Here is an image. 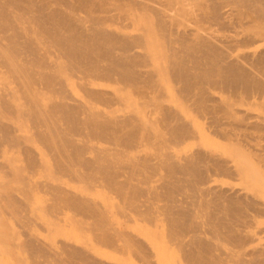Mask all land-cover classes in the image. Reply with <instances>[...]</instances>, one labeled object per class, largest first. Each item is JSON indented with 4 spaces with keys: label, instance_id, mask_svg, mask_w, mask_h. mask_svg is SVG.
I'll list each match as a JSON object with an SVG mask.
<instances>
[{
    "label": "bare ground",
    "instance_id": "bare-ground-1",
    "mask_svg": "<svg viewBox=\"0 0 264 264\" xmlns=\"http://www.w3.org/2000/svg\"><path fill=\"white\" fill-rule=\"evenodd\" d=\"M201 1L0 0V78L6 74L4 79L7 81L9 77L16 84L13 88L14 85H11L9 79L12 87L6 85L8 83L4 82V79L3 83L0 82V109L6 119L0 117V145L10 144L11 147L15 146L14 148L21 146L22 153L17 148V152L21 153L19 157L23 156L27 166L34 169L39 166L36 157L39 149L31 145L34 138L48 150L56 170L66 173L71 171L73 165H79L78 170L79 167L83 169L81 173L91 169L95 174L90 176L82 173V178L92 182L97 180V177L100 178L116 192L126 196L124 200L130 198L129 202L132 198L134 202L135 196L144 195L145 191L140 185L124 177L119 167L123 168V172L126 168L135 171L134 177L137 170L139 173L143 170L146 172L141 173L153 175L162 168L166 174H158L161 177L157 179V184L150 186L149 183L150 187L145 188L148 195H151L147 200L144 198L146 204L142 202L144 207L141 208L140 214L149 218L157 213L164 215L169 223L167 229L171 239H177L172 241L178 242L179 246L176 247L181 249L179 251L185 254L188 261L196 264H216L215 260L218 261L221 256L219 259L217 255V259L211 258L215 254L209 253L212 251L210 244L197 236L196 232L200 228L196 226L198 223L193 222L194 211L189 209V206L197 203L196 205L204 210L212 208L208 211L209 220L212 222L216 218L220 224L223 223L221 225L227 228L228 234L225 238L234 241L238 247H244L250 241L257 240L258 236L264 233V225L256 223L255 218L264 211V202L263 199V203L260 201L257 189H252L250 185L248 188L238 189L213 183V176L218 173L241 178L240 175L244 172L243 162L233 155L223 156V153L199 148L181 157L172 153L166 154L163 148L164 155L156 153L157 156H152V152L150 155L148 152L144 157H135L137 154H134L132 162L126 163L125 160L124 163L118 162L119 164L112 160L120 147L134 152L138 151L137 147H142L145 141L150 142L152 147H162L167 142H184L192 137V133L195 134L178 107L166 102L164 98L167 87L163 86L161 78L165 72L172 78L169 87L171 92L179 94L184 101L181 105H191V108L208 116L211 121H207L209 125L219 132L226 126L222 131L223 135L239 145L243 144L241 140L245 141L246 151L256 163L264 166V0H231L235 2L236 10L238 9V13L233 14L238 16H232L233 18L230 16L234 11L231 12L230 6L225 5L227 0L205 1L207 3ZM195 8L204 13V17L198 16L199 19L208 18L218 23L212 21V26L214 23L216 27L219 25L220 28H231L230 25H234L231 20L237 17L239 21H235L239 23H236L234 30L237 27L236 30L240 29L239 26H242V29L237 33L236 30L231 31L230 33L235 32L233 36L214 41L213 38L220 39L221 36H216L215 33V37H212L210 30L206 32V29L204 33L209 35H204L203 31L199 30L203 25L197 28V25H201L194 21L196 26L191 27V11ZM212 30L215 31L213 28ZM155 53L161 58L162 64L151 66L148 61ZM67 70L81 75L78 87L82 88L84 98L76 97L75 94L73 96L69 92L66 74L63 75ZM99 78L104 81L115 79L137 90L143 95V99L145 98L148 110L151 106L150 110L156 113L164 131L159 133L158 130H150L151 128L147 127L150 124H146L147 121L143 123L144 120H140L133 111L135 115L128 113L130 110L120 114L112 112L115 111L113 109L108 110L107 108L113 106V102L115 106L122 100L123 95L95 83ZM43 90L48 91L50 97L42 96ZM13 93H20V98L24 101L21 100L17 104L11 102ZM223 94L231 95L232 98L244 96L246 101L257 100L262 103L263 113L256 114L249 106L233 107L232 98ZM97 103L107 107H96L94 104ZM12 114L25 120L31 137L27 133L16 132V124L6 117H11ZM92 139L98 143L95 141L97 144H91ZM74 162L76 164H73ZM73 171L68 173L72 174ZM75 171L77 175L78 172ZM81 173L79 171L78 174ZM129 174L127 173L128 177ZM148 175L145 176L146 180L151 177ZM62 187L52 184L47 187L54 204L65 203L75 207L78 212H90L95 219L100 218L97 219L99 222H96L102 224L100 211L98 212L90 200L76 197L77 195L74 196L68 190L65 191L66 187H63L65 190ZM219 210L228 216L218 215ZM219 222L212 223L215 230L218 229L216 225L219 226ZM103 226L105 227L104 223ZM101 227L100 233L104 228ZM104 231L101 234L102 239L107 244L114 243L112 237L119 233H115L116 236L109 233L111 237ZM185 236L188 239L184 240ZM126 237L127 239H124L127 243L144 258L149 256L151 248L145 242L129 234ZM29 246L31 249L32 245ZM251 248L243 250V254L234 260L235 264H264V247ZM78 252L80 251H72L73 254Z\"/></svg>",
    "mask_w": 264,
    "mask_h": 264
},
{
    "label": "rangeland",
    "instance_id": "rangeland-1",
    "mask_svg": "<svg viewBox=\"0 0 264 264\" xmlns=\"http://www.w3.org/2000/svg\"><path fill=\"white\" fill-rule=\"evenodd\" d=\"M205 1H208V0H204L202 3H204ZM205 3H207V2H205ZM225 5L230 6L229 8L232 10L231 12L234 11L232 13V15L230 16L231 18H233L234 16H238V15H233V14L238 13V11H237L238 9L236 10L237 6L235 5V2H232L231 0H229V1L227 0L225 2ZM195 9H197V8H195ZM195 9L194 10L192 9V11H191L192 13L194 12L193 14L191 13V16H190V18H192V19H190L191 20L190 22H192L190 24L191 27H195L196 24H200V25L202 24L204 28L202 27V25L201 26L197 25L196 27L197 28L202 27V29H199V30L201 32L203 31L202 33L204 35L208 34V33H204V29H206L207 30L206 32H208V30H210L209 32L212 33V34H210L212 37L213 36L215 37V33H217L216 36H221V37H219L220 39H218V37L213 38L214 41L221 40V38H224L225 36L226 37H228L229 35L233 36V33H235V32L237 33V31L239 32L242 29V26L240 27L239 25H237V26H239L240 29L236 30L238 28L237 27V28H235L236 31L234 30V27H236V23H239V22L235 21L237 19V17L234 18V20L233 19L231 20L229 18L231 21H234V25H230L231 28L227 27V25H226L227 29L224 28V26H222L220 28L219 25H217V27H216L215 24H218V23L214 22L213 20H210V19L208 20V18H206V19L200 18L201 19L200 20L199 17H204L203 16L204 13H202V10L200 11L198 9L195 12ZM200 13H202V16ZM198 19H199V21H198ZM244 20H246V18H244ZM202 21H203V23H202ZM212 21L215 23V24L213 23V26H212V24H210V22H212ZM209 26L211 27V29ZM212 28L215 29V31L212 30ZM225 31L227 33H225ZM231 31H235V32L230 33ZM155 55H156V57H155ZM155 55L153 54V57L148 61L149 64H151V66L152 65L156 66V65L162 64L161 58L159 56H157V53H155ZM0 75H1V73H0ZM63 75H65V77L67 78L66 81L69 83L68 84L66 82L67 87L70 88L69 92L72 95L75 94L76 97H83L84 98L85 94L82 93L83 92V91H81L82 88L78 87V85L80 86L79 81L81 82V75L76 73V72L73 73V71L68 72V70L65 71V73ZM6 76L7 75L5 74V77ZM5 77L3 76V78H2V76H1V78H0L1 83H3V79ZM79 77H80V80H79ZM8 79H9V77L7 78V81H6V79H4V82L8 83L6 85H8L9 87H12V86H10ZM101 79L99 78V79L95 80L94 82L97 84L103 85L104 87H107L108 89H110L113 92H116V93L123 95V99H122L123 102H122V100H120L117 103H120V102L121 103L119 105H117V103H116L117 106L116 105L114 106L115 102H113V106L112 105H111V107L109 106L110 108H107L108 110L112 111V109H113L115 111H112V112H115L117 114L118 113L119 114L120 113H127L128 110H130L128 113H132V114L136 113V116L139 119L141 118L140 120H142V121L144 120L143 123H145V121H147L146 124H150L147 126L148 128H151L150 130L155 129L153 131L157 132V130H158L159 133H161L160 131H164L162 126H161V122L159 121V118L157 117L156 113L153 112L152 110H150V109H152L151 106H150L151 108L149 107V110H148V106H147L148 104H147L145 98L143 99V95H140L137 92V90L128 86V84L123 83V82H119L115 79H112V80L110 79L108 81H107V79H105V81H104V79L103 80H101ZM171 79L172 78L167 73L164 72L162 74L161 82L163 83V86L167 87L166 88L167 91H166V89H165V91L168 94L167 95L165 93L166 95L164 94L165 95L164 98L166 99V102H169L170 104L176 105L178 107L180 113L189 122L191 130L195 134L192 133L191 134L192 137L190 136L191 138L190 139L188 138V140L187 139L184 140V142H180V143L167 142L166 143L167 145L165 144L167 148L164 147L165 145L162 147H156V146L154 147V145H153V147H152L151 143L146 142V141H145L146 143L145 142L142 143L143 144L142 147L141 146L137 147L138 151L133 149L134 152H137V153L132 152V150L128 149V148L126 150L121 148V147L117 148V150L119 149L118 150L119 152H118V154H115L114 157H112L113 159L111 158L113 160V162H115L116 164H119L118 162L124 163L126 160V163H129V162L133 161L134 156L136 154L137 155L135 157H137V156H143L144 157L148 152H149L148 153L149 155H150V152H152L151 153L152 156L154 154L157 156L156 153H158V155H160L161 153H162L161 155H164L166 152V154L172 153V155H174L176 157H178V156L181 157L182 155L184 156V155L190 153L192 150L198 149V148L199 149H205V150H212V151L218 152L220 154L223 153V156H225V155L232 156L233 155V157L235 156V158H237L238 161L243 162L244 172L242 173L243 175L242 174L240 175L241 178H236L237 176L236 177H231L228 175L226 176L224 174L218 173L217 175L214 174L215 176H213V183L218 184V185L221 184L223 186H229L230 185V186L238 188V189L239 188H248L247 186L250 185L251 188L253 187L252 189H254V190L257 189L256 190L257 194H260V198H259L260 201L263 199L262 201L264 202V173H263L264 166L260 163L262 166V168H261L259 162L256 163V160H254L253 157L250 156L251 154L248 153V151H246L245 148L247 146L245 147V144H244L245 141L241 140L244 144V146H242L243 145L242 143H241V145H239L235 141H232L231 139H228V138H226L225 135H223L224 133H222V131L226 128V126L224 127V129L221 132H219V130L217 131L216 128H213L209 125L208 122H211V121L209 118H207L208 116H205L204 114H203L204 115L203 116L201 113H199L193 107H192L193 108L192 109L191 105H187L185 103L186 106L185 105L183 106L184 101L180 98L179 94L177 95V93L171 92V90L169 88L171 85L170 83L172 82ZM10 82H11V85H14L13 88H15L16 87L15 81L10 80ZM44 92H45V94H44ZM42 93H43L42 96L46 95L47 98L50 97L49 96L50 94L48 91L43 90ZM13 94L11 95V97H12L10 99L11 102L14 101V103L16 102V104H17L21 100H22L21 102L24 101L23 98H20V96H22L20 93H19V95H18V93H17V95H15L16 93L14 95ZM75 95H73V96H75ZM223 95L225 97L231 96V95H227V94H223ZM238 97H240V96H238ZM238 97L237 98L236 97H234V98L230 97V98H232V101H233V103H232L233 107L243 108V107L249 106L251 108L250 110H252V112H255L256 114L257 113H263V107L261 106L262 103L258 102L257 100H254V99L253 100L249 99L246 101V98L244 96H241L240 98H238ZM44 101L46 102L47 100H44ZM144 102H145V104H144ZM142 103L144 105H142ZM181 103H183V104L181 105ZM94 105L96 107H100L102 109L107 107L104 105L102 106V104L100 106V104H98V103H97L98 106L96 104H94ZM117 110H118V112H117ZM123 111H125V112H123ZM0 113H1L0 114L1 119L6 120L3 118V117H5V115L3 116L4 113L1 112V109H0ZM138 114H139V116H138ZM6 117L9 118L10 120H12L14 122V124H16V126H17L16 132L19 133V131H20V133H24V134L27 133L31 137V134L29 133L30 130L28 129L29 127L26 125L25 120H23L22 118H17L15 116H13V114L11 115V117H10V115H6ZM149 126H151V127H149ZM227 128H229V127H227ZM241 139H243V138H241ZM33 140L34 141H32L31 145H33V147H35V148L37 147V149H39V153L36 155L37 160L39 162V166L37 168H34V169H31L27 166V163H26L25 159L23 158V156H22L23 159L21 157H19V154L21 156V153H22L21 149H20L21 146H16V148H14L15 146L11 147L10 144H8V146L5 145L4 143L0 145V264H40V263L41 264H189V262L191 264L194 263V262L192 263L190 260L188 261V258H186L185 254L183 252H180L181 249L179 247H176V246H179V245H177L178 242L172 241L174 238L171 239V237L168 233L167 228H169L168 227L169 223H168L167 219H165L166 217L164 215H162L161 213H157V215L154 214L155 216H152L151 218H149L147 216L144 217L143 214L142 215L140 214L141 208H143L144 205L146 204L145 202L147 200V197L149 199V197L151 195V194L148 195L146 189H148L151 185L157 184V182L159 181L157 179L161 177V175L158 176V174H162V175L166 174L162 168L157 170L155 172V174H153V175L141 173V171H143V170H141L139 173L138 172L139 170H137L136 176L134 177L135 174L133 175V173H135V171L132 172V171H130L129 168H126V170L128 172H126V170H124L126 172L125 173L122 171L123 168L119 167L121 169L120 172H122V174H124L123 175L124 177L129 178L132 183H135L138 186L140 185L142 187V189L144 188V191H145V193H144L145 197H144V195L141 194L142 197L139 195L135 196V199L137 201L135 200L133 202L132 200L134 198H132V200H130L131 202H129L128 200L130 198L128 200L127 199L124 200L126 196L124 197L119 192H116L114 189L109 187V185H106V183L103 180H101L100 178L97 177V180L95 179L93 182H92V180L88 181L84 177H83L84 178L83 179L82 173H84L86 175L88 174L90 176L95 174V172L91 169L90 170L87 169L86 171H82V173H81V170H83V169H80V167H79V170H78L77 167L79 165H76V166L73 165V167L71 165V167H72V168H70L71 171H68V172L71 173L74 170L72 173L73 175L68 173V172H66V173H68V174H66L65 172L63 173V172H60L59 170H56L57 167L55 168V165L53 163V159L50 156L48 150L44 147L43 144L39 143L34 138H33ZM95 141H94V139L90 140L91 144H92V142H95ZM96 142H95V144L98 143V142L97 143ZM231 143H233V144H231ZM93 145H94V143H93ZM17 148H18V150L20 149L19 151L21 153L17 152ZM152 148L154 150L157 149V151H154ZM163 148H164V151L166 150L165 152H163ZM122 149L124 151H122ZM120 150H121V153H120ZM139 150H141V151H139ZM153 151L155 153H153ZM123 156H124V158H123ZM127 156H130V157H127ZM120 157L123 158V160ZM119 158L121 159V161ZM118 159H119V161H117ZM127 160H128V162H127ZM41 161H42V164H40ZM251 161H253V162H251ZM73 164H76V163L74 162ZM75 170H77L78 173L80 171L81 176L78 173L76 175ZM74 172H75V175H74ZM89 172H91L92 174H89ZM129 172H131L132 175H130L131 173L129 174ZM143 172H146V171H143ZM127 173L129 174L130 177H128ZM145 174L148 176L151 175V177L147 178L148 182H146L147 176ZM156 174H157V176H155ZM141 176H143V177H141ZM240 176H238V177H240ZM133 178L136 179V181H138V182L136 183V181ZM143 178H145V180H142ZM153 179L155 181H153ZM29 182H30V184H29ZM139 182L140 183L143 182V183L140 184ZM145 183H147V185ZM51 184L66 187V190L63 187L62 188L65 191L68 190L69 193L73 194L74 196L77 195L76 197L81 196L85 200L86 199L90 200L91 203L93 205H95V208L98 210V212L100 211L101 219L103 221V222H101V220H100V222L102 224L98 223L99 220H97V219H100V218L96 217L97 219H95V216L91 215L92 213L90 214V212H84V211L78 212V210L75 207H72L71 205H67L65 203H60L58 205L54 204L51 201L52 197L50 196V193L48 192V188H49V186H51ZM46 185L48 188L46 187ZM254 186L257 188H255ZM258 190L260 193L258 192ZM115 192H116V194H115ZM128 197H130V196H128ZM137 197L138 198L140 197V198L137 199ZM144 198H146V200ZM125 201H127V202H125ZM138 201H139V203H138ZM142 202L144 203V205H141V204H143ZM128 203H130V204L128 205ZM161 203L162 202H159V204H161ZM125 204H127V205H125ZM196 204L197 203L189 206V209L191 208V210L194 211L193 213L195 215V216L193 215L192 219L194 221L193 220L192 221L198 223L197 225L195 223V225L197 226L198 229L199 228L201 229V230L199 229L198 232H196V234L198 237L200 236L199 237L200 239H202V240L204 239L203 241H205V242L207 241V243L210 244L209 246L212 248V249L210 248V250H212V251H209V253L215 254L214 257H211V254L208 253L211 258L217 259V257H215L217 255L218 259H219V257L221 256V258L218 261L215 260L216 264H235L234 260L236 259V257L238 259V257H240L243 254V250L246 251L248 249H252L251 247H258V248H260L261 246L264 247V233L260 234L258 236L257 240L255 239L256 241L254 240L253 242L252 241H250V243L248 242L249 244L244 246L245 249H242L244 247H238L237 245L234 244V241L227 238L228 237L227 236L228 234H226L227 228L225 229V226L221 225L223 223L220 224L219 221L215 220L216 218H214L213 219L214 221L212 220V222H211V220H209L210 216L208 214L209 213L208 211H210L212 208H210V209L205 208L206 210H204L203 207L201 208V206L199 207ZM136 206L139 207L138 210L136 209L137 208ZM127 208H128V210H127ZM131 208H132V211H131ZM219 211H220V213L219 214L217 213L218 215H222L224 212L222 210H219ZM136 212L138 213L137 215H136ZM263 214H264V211H262L261 213L256 215V217H255L256 223L259 222L260 224L264 225V215ZM224 215H225V217L228 216L227 214H223L222 216L224 217ZM96 220L98 222H96ZM213 222L216 224H218V222H219L220 227L215 224L216 228H218L215 230L212 227ZM95 223H97L98 225ZM103 223H104L105 227L103 226ZM105 223H108V224H105ZM253 223H255V222H253ZM256 223L253 225L256 226ZM99 225L104 227L103 228L100 226L101 228H103L102 232L104 230L106 231V229L108 228L106 232L104 231V233H107V234L110 233L113 236H116L119 233L118 234L119 236L117 235L118 237L116 236L114 238L112 237V235L109 234L112 237V239L114 240V241L112 240L114 243L109 242L107 244V242L102 239L103 235L101 236V234H103V233L102 232L100 233V230H99L100 227H97ZM210 228H213L214 230L210 229ZM249 229H251V228H248V230ZM121 230L122 231L124 230V231L121 232ZM220 231H222L223 233ZM245 232L247 233V230ZM115 233H116V235H115ZM127 233L129 235H132V237H137V239L142 240L143 243L145 242V244H147L151 248V251L149 250V253H148L149 256L144 258L140 253H138V251L134 247L132 248V246H130V244L127 243V241L125 240V239H127V237H126L128 235ZM124 235H125V237H124ZM225 236H227V237L225 238ZM120 237H121V239H120ZM167 237H169V238H167ZM180 239H183V237H180ZM186 239H188L187 236H185L184 240H186ZM174 240H177V239H174ZM34 241H36V242H34ZM28 242L32 245L31 249L29 246L30 244ZM173 242H175L176 244H174ZM27 243H28V245H27ZM38 245H39V247H38ZM122 245H123V247H122ZM33 246H34V249H33ZM70 247L73 250L80 251L82 254H79L80 252H78V254L80 256L76 253L73 254L72 253L73 250ZM236 249H239V250H236ZM68 250H70V251H68ZM235 250L238 253L235 252ZM229 251H231V252H229ZM234 252H235V256L233 255ZM237 255H239V256H237ZM57 256L59 259L57 258ZM228 258H230V259H228ZM223 259H224V261H223ZM222 261H223V263H221ZM194 264H196V263H194ZM200 264H205V263H200Z\"/></svg>",
    "mask_w": 264,
    "mask_h": 264
}]
</instances>
